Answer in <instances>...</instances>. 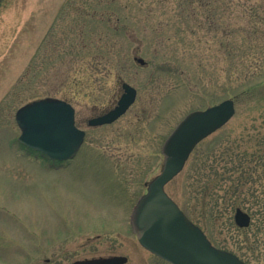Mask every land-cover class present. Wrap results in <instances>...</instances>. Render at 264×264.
<instances>
[{
  "label": "rangeland",
  "instance_id": "1",
  "mask_svg": "<svg viewBox=\"0 0 264 264\" xmlns=\"http://www.w3.org/2000/svg\"><path fill=\"white\" fill-rule=\"evenodd\" d=\"M122 83L137 92L127 112L88 126ZM43 98L69 103L85 132L61 166L17 142L16 111ZM227 99L232 119L165 191L214 247L264 264V0H2L0 264H168L137 241L133 208L175 126Z\"/></svg>",
  "mask_w": 264,
  "mask_h": 264
},
{
  "label": "water",
  "instance_id": "2",
  "mask_svg": "<svg viewBox=\"0 0 264 264\" xmlns=\"http://www.w3.org/2000/svg\"><path fill=\"white\" fill-rule=\"evenodd\" d=\"M134 61L145 65L141 58ZM121 88L123 93L116 106L89 119L88 126L111 124L126 113L137 92L126 83H122ZM234 113V102L227 99L186 115L164 141L161 171L149 182L146 193L133 208L130 225L138 242L170 264H246L234 254L214 247L165 192V186L183 170L196 146L229 122ZM15 121L20 129L18 142L53 161L72 159L84 140L85 132L75 125L73 107L60 99L43 98L28 103L16 111ZM233 219L239 228L250 224V216L240 209L235 211ZM126 262L124 256H112L73 264Z\"/></svg>",
  "mask_w": 264,
  "mask_h": 264
},
{
  "label": "flooded vegetation",
  "instance_id": "3",
  "mask_svg": "<svg viewBox=\"0 0 264 264\" xmlns=\"http://www.w3.org/2000/svg\"><path fill=\"white\" fill-rule=\"evenodd\" d=\"M45 159H46V158H45ZM47 161H48L47 163L52 164V165H56V164H58V165L61 166V164H62V163H57V162H55V161H50V160H47Z\"/></svg>",
  "mask_w": 264,
  "mask_h": 264
},
{
  "label": "trees",
  "instance_id": "4",
  "mask_svg": "<svg viewBox=\"0 0 264 264\" xmlns=\"http://www.w3.org/2000/svg\"><path fill=\"white\" fill-rule=\"evenodd\" d=\"M251 170H252V168H251ZM236 209H237V208H236ZM236 209H235V210H236Z\"/></svg>",
  "mask_w": 264,
  "mask_h": 264
}]
</instances>
